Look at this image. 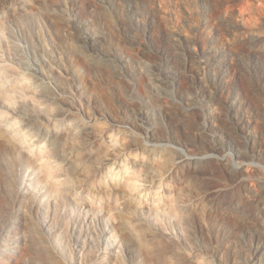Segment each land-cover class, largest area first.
Wrapping results in <instances>:
<instances>
[{"label": "rangeland", "instance_id": "rangeland-1", "mask_svg": "<svg viewBox=\"0 0 264 264\" xmlns=\"http://www.w3.org/2000/svg\"><path fill=\"white\" fill-rule=\"evenodd\" d=\"M263 155L264 0H0V264H264Z\"/></svg>", "mask_w": 264, "mask_h": 264}, {"label": "bare ground", "instance_id": "bare-ground-1", "mask_svg": "<svg viewBox=\"0 0 264 264\" xmlns=\"http://www.w3.org/2000/svg\"><path fill=\"white\" fill-rule=\"evenodd\" d=\"M32 87H34V90H35V94H34L35 95V98H36V95H38V94H43V95L46 94V95H50L51 96V99L52 100L50 102H47L45 100H42L41 101V104L43 106H45L46 105V102H47L50 105L54 106V108H55L56 111L59 109V108L56 107L57 106V102L54 99L55 98V96H54L55 93L53 92V90H52V88L50 86H32ZM39 89L41 90V92L38 93V94H36L37 93V90L39 91ZM21 123H22V120L15 119L14 121H8L6 124L8 126H11L13 128L15 134H18V136H20V138L22 140H28V139L31 138L32 133L29 130L26 129L27 128L26 126H22ZM140 135L142 136V133ZM113 137H114V135H113ZM229 148L234 149V151H236L235 152V155L238 156V158H242V155H244V157H246V154L244 152H242L243 151V147L241 145H239L238 143H236V144H229ZM221 149H223V148H221V147L220 148L213 147L212 148V151H218V150H221ZM179 157L181 159L183 156H179ZM165 165H167V163H165ZM132 173H133L134 181L130 182L131 183L130 186L132 187V189H138L139 190L140 189L139 188V180H138V176H137L138 173L137 172H132ZM231 173L232 174L235 173V170L233 168L231 170ZM260 256L261 255L259 254V256L258 255H255V256H253V258L251 257L252 259L249 260L250 264H261V262L258 263V260L261 261L260 260L261 259ZM182 261H185V260H182Z\"/></svg>", "mask_w": 264, "mask_h": 264}]
</instances>
